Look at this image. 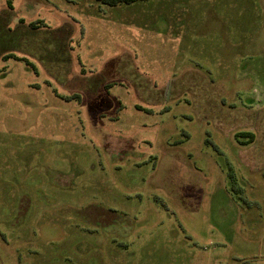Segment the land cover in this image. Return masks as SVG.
<instances>
[{
	"label": "rangeland",
	"instance_id": "obj_1",
	"mask_svg": "<svg viewBox=\"0 0 264 264\" xmlns=\"http://www.w3.org/2000/svg\"><path fill=\"white\" fill-rule=\"evenodd\" d=\"M0 264H264V0H0Z\"/></svg>",
	"mask_w": 264,
	"mask_h": 264
},
{
	"label": "trees",
	"instance_id": "obj_2",
	"mask_svg": "<svg viewBox=\"0 0 264 264\" xmlns=\"http://www.w3.org/2000/svg\"><path fill=\"white\" fill-rule=\"evenodd\" d=\"M98 1H101V2H103L105 4H109V5H117V4H120V3H131V2H133L135 0H98ZM33 26L35 28L38 27L37 26V23H34ZM238 135L239 136H242V135L247 136L248 135V136H250V141L251 142L254 140V134L253 133H250V132H248V133L243 132V133H239Z\"/></svg>",
	"mask_w": 264,
	"mask_h": 264
}]
</instances>
